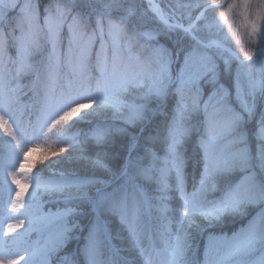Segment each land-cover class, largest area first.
I'll list each match as a JSON object with an SVG mask.
<instances>
[{
	"label": "snow or ice",
	"instance_id": "obj_1",
	"mask_svg": "<svg viewBox=\"0 0 264 264\" xmlns=\"http://www.w3.org/2000/svg\"><path fill=\"white\" fill-rule=\"evenodd\" d=\"M0 264H264V0H0Z\"/></svg>",
	"mask_w": 264,
	"mask_h": 264
},
{
	"label": "trees",
	"instance_id": "obj_2",
	"mask_svg": "<svg viewBox=\"0 0 264 264\" xmlns=\"http://www.w3.org/2000/svg\"><path fill=\"white\" fill-rule=\"evenodd\" d=\"M39 149H37L35 152H33V153H30V157H36V156H38L39 155Z\"/></svg>",
	"mask_w": 264,
	"mask_h": 264
}]
</instances>
